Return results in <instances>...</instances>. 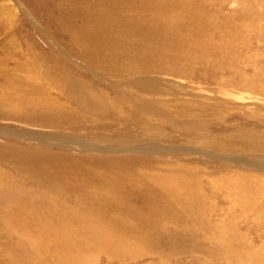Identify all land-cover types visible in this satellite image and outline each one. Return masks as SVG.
Segmentation results:
<instances>
[{"label":"rangeland","instance_id":"obj_1","mask_svg":"<svg viewBox=\"0 0 264 264\" xmlns=\"http://www.w3.org/2000/svg\"><path fill=\"white\" fill-rule=\"evenodd\" d=\"M0 264H264V0H0Z\"/></svg>","mask_w":264,"mask_h":264},{"label":"bare ground","instance_id":"obj_2","mask_svg":"<svg viewBox=\"0 0 264 264\" xmlns=\"http://www.w3.org/2000/svg\"><path fill=\"white\" fill-rule=\"evenodd\" d=\"M111 197H112V196H111ZM111 197H110V198H111ZM112 198H113V197H112ZM110 200H112V199H110ZM114 200H115V199L113 198V201H114Z\"/></svg>","mask_w":264,"mask_h":264}]
</instances>
